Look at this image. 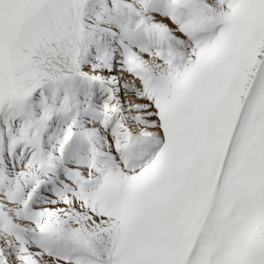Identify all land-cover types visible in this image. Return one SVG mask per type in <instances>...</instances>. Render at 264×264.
<instances>
[{
    "label": "snow or ice",
    "instance_id": "1",
    "mask_svg": "<svg viewBox=\"0 0 264 264\" xmlns=\"http://www.w3.org/2000/svg\"><path fill=\"white\" fill-rule=\"evenodd\" d=\"M0 264H264V0H0Z\"/></svg>",
    "mask_w": 264,
    "mask_h": 264
}]
</instances>
